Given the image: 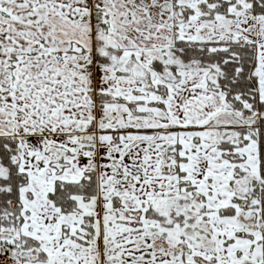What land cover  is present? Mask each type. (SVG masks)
Here are the masks:
<instances>
[{"label": "snow or ice", "instance_id": "snow-or-ice-1", "mask_svg": "<svg viewBox=\"0 0 264 264\" xmlns=\"http://www.w3.org/2000/svg\"><path fill=\"white\" fill-rule=\"evenodd\" d=\"M0 264H264V0H0Z\"/></svg>", "mask_w": 264, "mask_h": 264}]
</instances>
